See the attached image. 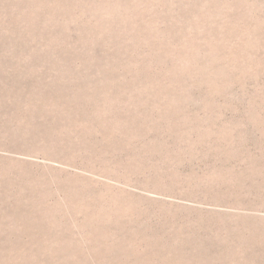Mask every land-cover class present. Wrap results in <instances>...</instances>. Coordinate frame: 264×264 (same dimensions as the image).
Returning a JSON list of instances; mask_svg holds the SVG:
<instances>
[{
  "label": "rangeland",
  "instance_id": "374dc122",
  "mask_svg": "<svg viewBox=\"0 0 264 264\" xmlns=\"http://www.w3.org/2000/svg\"><path fill=\"white\" fill-rule=\"evenodd\" d=\"M0 264H264V0H0Z\"/></svg>",
  "mask_w": 264,
  "mask_h": 264
}]
</instances>
